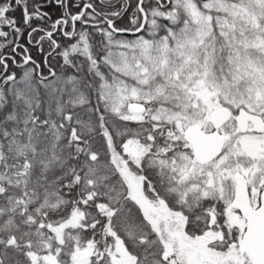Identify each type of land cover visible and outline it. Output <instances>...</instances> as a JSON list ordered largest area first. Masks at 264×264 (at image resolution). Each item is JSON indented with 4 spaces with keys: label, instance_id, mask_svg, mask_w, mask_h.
<instances>
[{
    "label": "snow or ice",
    "instance_id": "6c2138e0",
    "mask_svg": "<svg viewBox=\"0 0 264 264\" xmlns=\"http://www.w3.org/2000/svg\"><path fill=\"white\" fill-rule=\"evenodd\" d=\"M0 264H264V0H0Z\"/></svg>",
    "mask_w": 264,
    "mask_h": 264
}]
</instances>
